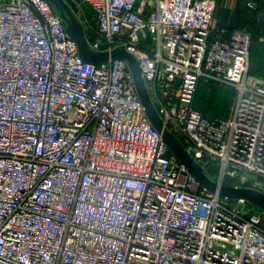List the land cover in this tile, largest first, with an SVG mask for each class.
Instances as JSON below:
<instances>
[{
  "label": "built area",
  "instance_id": "1",
  "mask_svg": "<svg viewBox=\"0 0 264 264\" xmlns=\"http://www.w3.org/2000/svg\"><path fill=\"white\" fill-rule=\"evenodd\" d=\"M65 1L94 49L138 58L210 175L264 192L252 30L215 26L217 0ZM203 77L234 89L227 119L196 108ZM225 200L171 153L125 60L84 61L46 0H0V264H264V210Z\"/></svg>",
  "mask_w": 264,
  "mask_h": 264
},
{
  "label": "water",
  "instance_id": "2",
  "mask_svg": "<svg viewBox=\"0 0 264 264\" xmlns=\"http://www.w3.org/2000/svg\"><path fill=\"white\" fill-rule=\"evenodd\" d=\"M63 21L69 36L78 46L79 55L89 63L102 64L110 59L125 60L131 70L138 96L145 108V112L171 153L185 164L198 181L220 198L228 200H245L257 208L264 210V192L248 188L237 187L220 182L210 175L187 151L180 139L169 130L149 93L147 84L142 76L138 58L128 52L125 47H118L112 51H98L90 44L85 28L77 14L65 0H46Z\"/></svg>",
  "mask_w": 264,
  "mask_h": 264
},
{
  "label": "crops",
  "instance_id": "3",
  "mask_svg": "<svg viewBox=\"0 0 264 264\" xmlns=\"http://www.w3.org/2000/svg\"><path fill=\"white\" fill-rule=\"evenodd\" d=\"M217 1H218V7L215 13V23H214L215 26L230 27V28L241 27V28L250 29L254 33L257 40H259V43L264 45V20H262L261 22H257L256 20V15L258 14H261L264 18V0H217ZM250 2H256L257 8L252 7L249 4ZM252 68L254 69L253 70L254 73L251 71ZM250 73L257 76H264V58H258L256 60L254 54L250 57ZM203 114L208 116L206 112ZM208 117L211 118V115Z\"/></svg>",
  "mask_w": 264,
  "mask_h": 264
},
{
  "label": "rangeland",
  "instance_id": "4",
  "mask_svg": "<svg viewBox=\"0 0 264 264\" xmlns=\"http://www.w3.org/2000/svg\"><path fill=\"white\" fill-rule=\"evenodd\" d=\"M234 93L233 88L220 85L214 80L203 77L199 85L195 106L199 111L206 112L208 116L211 115L213 120L227 119L234 102ZM227 180L230 182L229 184L238 183V179L227 178ZM235 201L237 200H225L227 204H234Z\"/></svg>",
  "mask_w": 264,
  "mask_h": 264
},
{
  "label": "trees",
  "instance_id": "5",
  "mask_svg": "<svg viewBox=\"0 0 264 264\" xmlns=\"http://www.w3.org/2000/svg\"><path fill=\"white\" fill-rule=\"evenodd\" d=\"M257 16V15H256ZM231 28H241V27H231ZM255 55V57H256V60L258 59V58H264V45L263 44H261V43H259V40H257V38L255 37V35H254V44H253V46H252V51H251V56L252 55ZM256 54H257V56H256ZM254 69L252 68V72L254 73V71H253ZM228 183H230L229 181H227Z\"/></svg>",
  "mask_w": 264,
  "mask_h": 264
}]
</instances>
